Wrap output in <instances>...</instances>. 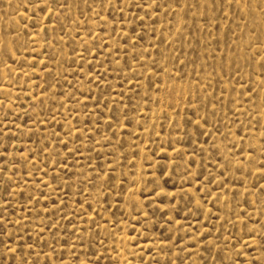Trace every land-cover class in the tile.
Here are the masks:
<instances>
[{
  "label": "rangeland",
  "instance_id": "obj_1",
  "mask_svg": "<svg viewBox=\"0 0 264 264\" xmlns=\"http://www.w3.org/2000/svg\"><path fill=\"white\" fill-rule=\"evenodd\" d=\"M0 264H264V0H0Z\"/></svg>",
  "mask_w": 264,
  "mask_h": 264
}]
</instances>
